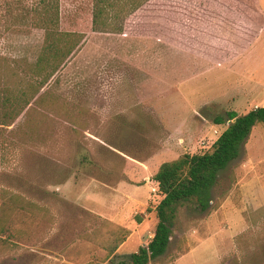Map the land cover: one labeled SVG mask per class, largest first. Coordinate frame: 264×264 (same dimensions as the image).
<instances>
[{"label":"rangeland","instance_id":"obj_1","mask_svg":"<svg viewBox=\"0 0 264 264\" xmlns=\"http://www.w3.org/2000/svg\"><path fill=\"white\" fill-rule=\"evenodd\" d=\"M6 1L0 0V84L11 79L9 65L35 61L44 35L27 14L38 0H12L11 13ZM92 3L59 0V31L80 35V43L42 90V99L0 128V231L5 238L0 246L16 250L15 264L127 260V254L110 258L109 251L126 238L125 226L143 235V244L149 241L157 221L145 213L154 217L162 199L158 190L144 188L138 207L128 209L117 200L107 214V199L127 189L121 176L127 163L152 161L153 169L183 154H202L226 127L215 125V117L264 106L263 84L248 98L225 95L218 81L188 80L183 62L176 61L175 70L169 64L156 68L160 55L140 52L147 48L140 47L138 36L93 32ZM263 58L262 49L255 59L263 63ZM87 187L92 193H83ZM241 193L255 196L243 200ZM211 202L213 209L245 208V217L251 206L264 203V126L253 128L241 156L221 173ZM180 211L167 252L174 257L177 237H185L192 226L187 208ZM251 218L253 229L243 238L261 241L264 210Z\"/></svg>","mask_w":264,"mask_h":264},{"label":"crops","instance_id":"obj_2","mask_svg":"<svg viewBox=\"0 0 264 264\" xmlns=\"http://www.w3.org/2000/svg\"><path fill=\"white\" fill-rule=\"evenodd\" d=\"M127 34L138 36L140 47L147 48L140 52L160 55V59H155L156 68L163 69L169 64L175 70L173 64L183 62V69L189 71L188 80L218 81L217 85L225 86V95L239 94L248 98L255 87L264 85V58L263 63L262 59H255L259 51H264V0H147L124 19L122 33L114 35L125 37ZM178 77L177 84L181 85ZM205 85L210 86V83ZM151 162L131 159V164L127 163L121 170L122 181L128 186L107 199L108 215L117 200L133 209L142 204L144 197L139 194L142 189L158 190L153 176L164 162L154 165L153 169ZM92 188L84 189L83 193H92ZM241 194L243 200L255 196V193ZM239 207L221 205L203 213L187 209L192 226L182 234L185 237H177V256L167 253L177 234L174 228L169 245L165 253L156 258L160 259L156 264H264V239H253L251 235L243 238L253 229L251 215L257 209L264 210V203L251 206L248 209L250 217L242 216L245 208ZM145 216L153 221L156 218L153 212ZM125 228L126 238L114 254L136 253L139 247L150 242L154 233L143 244V235L131 226ZM1 236L2 233L0 241L4 242ZM129 243L130 250H126ZM15 252V249L0 246V264H15L18 259Z\"/></svg>","mask_w":264,"mask_h":264},{"label":"trees","instance_id":"obj_3","mask_svg":"<svg viewBox=\"0 0 264 264\" xmlns=\"http://www.w3.org/2000/svg\"><path fill=\"white\" fill-rule=\"evenodd\" d=\"M147 0H93L92 31L121 34L124 19ZM15 1H6L11 13ZM31 25L44 32L39 56L33 63L14 62L9 65L10 81L0 84V128H7L44 96L42 90L51 82L59 69L79 45L80 35L59 31V0H38L27 10ZM215 125H226L210 149L202 154H183L164 162L153 180L158 184L162 199L154 212L157 219L150 242L138 248L127 260L117 264H148L162 256L175 228L178 209L205 212L211 207L212 190L219 176L237 160L253 128L264 126V107H256L237 115L227 112L215 117ZM4 230V229H3ZM4 231H0L3 233ZM124 238L109 251L111 256Z\"/></svg>","mask_w":264,"mask_h":264},{"label":"built area","instance_id":"obj_4","mask_svg":"<svg viewBox=\"0 0 264 264\" xmlns=\"http://www.w3.org/2000/svg\"><path fill=\"white\" fill-rule=\"evenodd\" d=\"M156 190L155 189H152V192H155Z\"/></svg>","mask_w":264,"mask_h":264}]
</instances>
